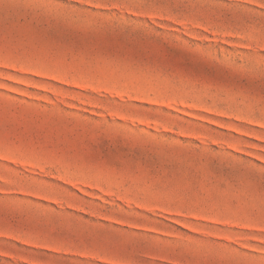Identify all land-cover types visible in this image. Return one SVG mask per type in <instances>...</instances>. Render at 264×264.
<instances>
[{
	"label": "rangeland",
	"instance_id": "374dc122",
	"mask_svg": "<svg viewBox=\"0 0 264 264\" xmlns=\"http://www.w3.org/2000/svg\"><path fill=\"white\" fill-rule=\"evenodd\" d=\"M0 264H264V0H0Z\"/></svg>",
	"mask_w": 264,
	"mask_h": 264
}]
</instances>
